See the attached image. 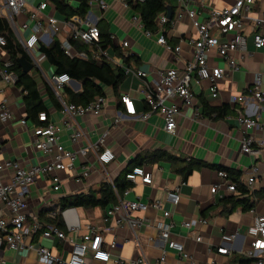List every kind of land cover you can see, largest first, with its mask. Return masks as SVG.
<instances>
[{
  "label": "crops",
  "instance_id": "crops-1",
  "mask_svg": "<svg viewBox=\"0 0 264 264\" xmlns=\"http://www.w3.org/2000/svg\"><path fill=\"white\" fill-rule=\"evenodd\" d=\"M68 5L77 8L81 0H67ZM87 4V10L83 18L75 15L65 20L58 14L50 0H25V11L15 17V24L19 28L22 24H28L26 30H21L23 38H26L32 26L37 22L44 29L45 36L51 38L50 42L40 44L50 45L53 38L58 39L61 44L69 42L71 31L74 28L84 27L85 22L93 23L97 28L105 29L111 35V43L114 47L120 48L126 56L131 57L127 63L122 58L115 57L110 50L92 57L97 60L104 59L119 67L124 72L126 69L132 71H143L149 74L154 80L158 79V72L173 68L178 70L181 76L184 67L192 60L193 48L190 40L197 37L192 21L188 18L186 9L197 11L198 20L207 18L212 9H222L234 3V0H167V8L170 10L168 25L164 27L165 38L173 46H181V52L165 51L156 43L155 35L158 32L156 20L152 30H148L151 37L144 34V27L139 28L133 23L134 17H140L138 12L124 6L115 0H82ZM4 0H0V5ZM46 3L43 11L37 12L38 6ZM104 3L108 7L101 9L100 4ZM264 12V0H254L251 6V17L259 16ZM35 15V20L30 19V15ZM51 18L56 19L59 31L51 36L48 31V22ZM142 24V23H141ZM252 22L244 19L241 35L246 40V52L237 55L239 70L229 72L228 76L219 82L218 93L212 96L208 82L192 83L191 89L194 93L196 103L193 107L183 104L178 106L180 114L175 117L176 129L174 134H166L163 130V119L158 114L151 115L145 121L137 118L146 111V106L141 94V82L128 74L119 87V95H128L133 101L136 116L126 113L124 105L116 98L110 96L106 98L104 110L99 117L73 116L71 119L86 132V137L78 143H71L69 134L71 130L62 128L59 142L67 151H76L80 147H87L95 144L98 136L104 131L109 135L106 146L113 152L114 161L102 168L96 162V157L90 151L85 157H79L74 162L71 171L62 174V185L58 192L49 190L48 181L38 178L30 186L29 197L27 198L28 213L36 221L37 216L43 209H54L62 198L74 194H88L97 192L102 183L112 184L116 179L122 178L130 164L136 158L144 157L155 152H162L173 155L177 158L189 161H198L207 165L229 169L240 175L239 180L248 188V179L253 177L252 186L249 191H259L264 188V149L259 154L246 155L242 153L241 138L242 130L236 122V117L247 115L255 118V114L264 117V49H256L252 44V34L250 27ZM143 26V25H142ZM220 43H227L233 37L231 32L227 35L216 33ZM42 38V39H43ZM128 43L127 48H121V43ZM84 43V42H83ZM39 44V46H40ZM87 44V43H85ZM88 45H95L94 43ZM63 50V49H62ZM64 51V50H63ZM71 58L87 60V54L75 51ZM29 62L33 65L30 75L35 80L42 100V109L38 113H45L47 121L61 127L62 121L68 117L62 99L63 89L59 92L60 100L54 92L52 77L55 76V69L50 66L39 48L33 54L25 52ZM213 65L227 70V63L218 57H213ZM7 63V55L0 48V65ZM257 75L260 76L259 91L262 93V101L258 102L254 98V85ZM74 82V83H73ZM76 84L79 88H76ZM139 86V89L132 91L130 87ZM64 87L73 92H79L81 85L79 82H72ZM52 93L58 102L55 107L49 98ZM233 96H241L243 100L232 102ZM6 99L14 119L12 122L0 123V160H16L25 169L35 165H44L47 158L34 150L31 144L32 127L28 123L27 127L18 124L21 118H25L22 94L15 85H5L0 83V101ZM201 102L208 108L222 111L227 108V114L217 117L215 114L208 116L203 113ZM119 120V122H116ZM250 135L255 140L264 138V132L256 129L250 131ZM254 148L257 146L254 144ZM151 175L150 184H142L137 181L132 184V188L123 199L128 201H141L152 203L161 201L162 209L170 212V219L175 224L172 232V239L182 244L183 252L188 254L195 264H242L240 261H248L244 252L250 249L251 236L248 233L249 227L253 225L257 215L264 214L262 200L253 209L242 210L238 207L232 214L225 216L220 214L217 207L219 200L235 195L227 191L226 180L218 176L215 169L207 167L193 171L186 181H182L176 175L168 162L147 165L143 163L139 166ZM253 170H256L254 174ZM88 172L87 177L80 182L75 179ZM223 172V171H222ZM225 173V172H224ZM179 186L180 201L173 206L165 200V194L171 188ZM216 186V192L211 193V188ZM237 194V193H236ZM112 205L105 209H69L62 214L67 233L66 240H59L56 237L42 239L28 237L25 242L33 246L20 252H13L6 249L0 250V264H39L37 262V246L47 247L55 256L67 260L74 242H80L81 237L88 233L102 235L107 243L114 241L116 247L110 250L108 262L90 261L89 264H130L131 261L145 258L151 264H158V260L164 249V244L159 240L154 225L163 220L162 212L149 209L146 213H136L133 215L138 220H143L141 226L133 231L122 222L117 223L120 215H108ZM32 218V219H34ZM204 221V223H202ZM190 223L191 229L182 228L183 223ZM56 227V226H55ZM71 228L75 230L69 231ZM233 235L231 242L225 243L228 248L227 255L217 254L216 250L222 246V236ZM196 236L201 237V241H196ZM166 263L163 264H186L180 260L176 252L165 248ZM248 263V264H249Z\"/></svg>",
  "mask_w": 264,
  "mask_h": 264
},
{
  "label": "built area",
  "instance_id": "built-area-1",
  "mask_svg": "<svg viewBox=\"0 0 264 264\" xmlns=\"http://www.w3.org/2000/svg\"><path fill=\"white\" fill-rule=\"evenodd\" d=\"M180 1L184 2V0ZM115 2L127 6L126 0H115ZM253 2L254 0H234L232 5L222 9L210 10L207 18L203 21L198 20L196 10L186 9L187 16L192 21L197 37L194 40H190L193 56L192 60L185 65L181 76L178 74V70L170 68L158 72V79L154 80L146 72L126 69V75L130 74L141 82V94L147 109L137 116L138 119L145 121L151 115L158 114L163 119L164 132L168 135L174 134L176 129L175 117L180 114L176 101L180 100L181 104L187 107H193L196 103L191 89L192 83L208 82L211 94L215 97L218 93L219 82L227 77L229 72L234 73L239 70L236 56L239 55L241 58V55L246 52V40L240 33L244 19H249L252 22L250 33L252 34L251 38L254 48L264 49V12L259 16L251 17L250 12ZM25 7V0H4V3L0 5V18L7 21L24 51L28 54H33L36 48H39L40 41L48 43L51 38H48V36L43 38L45 36L44 29L38 22L31 27L29 35L23 38L20 31L26 30L28 24L24 23L18 28L14 18L24 12ZM45 7L46 3L40 4L37 12L43 11ZM100 7L104 10L108 6L101 3ZM29 17L35 20L34 14H31ZM132 21L139 28L143 29L138 18L134 17ZM166 25H168L167 17L165 14H161L156 21V26L159 28L155 35L156 43L165 51L180 53L181 46L173 47L165 38L164 27ZM48 31L51 36H54L59 31L56 19L51 18L49 20ZM231 32L234 33V37L229 42H219L216 33L227 35ZM71 33V37L74 40H81L87 44H97L100 40L99 29L95 24L90 22H85L84 27L72 29ZM144 34L147 37L154 35L148 30H144ZM2 45H4V39L0 36V48ZM120 46L121 48H127L128 43L123 41ZM61 47L68 56L74 55L71 52V46L68 41H64ZM103 56H106L105 52H103ZM213 57L223 59L228 65L227 70L214 66L212 64ZM16 82L17 75L11 71V63H1L0 83L15 85ZM71 82L72 79L67 74L52 77L53 90L59 100L61 99L58 95L59 92ZM259 83L260 76L257 75L254 85V98L258 102H261L262 93L259 91ZM120 99L126 113L135 117V109L131 98L128 95H122ZM241 100H243L241 96H233L231 98L232 102ZM105 102L106 99L104 97L97 96L86 106L64 105L68 117L62 121L61 127L49 123L45 113H38L37 120L42 124L30 125L32 127L31 144L34 150L47 158L46 164H38L25 169L19 161L4 158L0 160V250L6 249L20 252L26 249V247L32 249L33 246L27 245L25 240L28 237H34L41 227L36 219L28 213L27 198L29 197L30 186L38 178L47 179L49 190L58 192L62 185V174L71 171L74 167V162L79 157L84 158L87 152L90 151L95 155L97 164L102 168L114 161L113 152L106 146V140L109 135L108 131L101 133L95 144L80 147L74 152L65 150L59 142L62 128L71 130L68 136L71 143L75 144L84 139L86 132L77 126L71 118L73 116L99 117L104 110ZM255 115V118L241 114L236 117V122L241 127L243 133L241 150L246 155L259 154L260 150L264 149V138L255 140L250 135V131L253 129L262 133L264 132V117H261L260 114L257 115V113ZM13 119L14 115L7 100L0 101V123H10ZM116 122H119V120H116ZM18 124L22 127L28 126L25 118H21ZM254 144L257 148H254ZM253 172L255 174L256 170H253ZM217 174L220 178L226 180L227 191L236 194L235 184L227 179V175L222 171H219ZM87 175L88 172L85 171L82 175L77 176L75 180L80 182ZM125 179L131 184H135L137 181H140L142 184L151 183V175L139 166L127 172ZM253 180V177L248 179L249 189L252 186ZM217 189L214 186L210 191L214 193ZM128 192L129 189L124 190L122 194L116 193L117 202L112 205L108 211V215H120L117 223L124 222L131 230L136 231L143 223V220L134 218V214L146 213L149 209L162 212L163 220L154 225L159 240L164 244L158 264L166 263L165 248L176 252L180 260L185 261L186 264H195L189 255L183 252L182 244L172 239L175 224L170 219V212L162 209V202L153 201L148 204L141 201H128L123 199V196H126ZM165 200L173 206L177 205L180 201L179 186L168 190L165 194ZM262 204L264 206V199L262 200ZM49 216L53 218L56 216V213L52 212ZM182 228L190 230L191 224L189 222L183 223ZM75 229L71 228L69 231ZM248 233L251 236V243L250 249L244 252L245 257L250 260L249 264H264V214L257 215L254 218L253 225L249 227ZM53 237L59 240H66V234L55 226H47L40 236L42 239ZM195 239L196 241L202 240L200 236H196ZM233 239V235L222 236L221 240L223 244L217 248V254L227 255L229 250L224 245ZM71 242L73 243V247L67 260L53 255L47 247L37 246V262L39 264H89L90 261L108 262L110 259L109 251L116 247L114 241L107 243L104 236L93 234L91 230L81 237L80 242ZM130 264L151 263L145 258H141L131 261Z\"/></svg>",
  "mask_w": 264,
  "mask_h": 264
},
{
  "label": "trees",
  "instance_id": "trees-1",
  "mask_svg": "<svg viewBox=\"0 0 264 264\" xmlns=\"http://www.w3.org/2000/svg\"><path fill=\"white\" fill-rule=\"evenodd\" d=\"M56 12L63 16L66 21L72 16L84 17L87 4L84 1L79 2L77 8H72L68 5L67 0H50ZM127 5L138 12L140 21L145 30H152L156 18L166 12L167 0H142L133 2L126 0ZM100 32V40L95 45H88L81 40H74L69 38V44L75 51L87 54V60L69 57L61 47V42L53 38L50 45L45 46L40 44L39 50L46 59V62L55 69V75L67 74L72 80L77 81L81 85L79 92H73L71 89L64 87L62 99L67 105L86 106L95 97L101 96L105 99L112 96L121 103V95H119V87L121 83L127 78L124 70L101 58V60L94 59L93 54L98 55L100 52L114 53L115 57L122 58L124 63H127L131 57L118 47H114L111 43V35L103 28H98ZM0 36L4 39L2 50L7 55L8 62L11 63V71L17 75V82L15 87L20 90L22 94V102L24 106L26 122L34 124H42L37 120L38 112L42 107V100L35 80L29 73H23L18 65V59L23 56L29 61L22 45L17 40L12 32L9 24L5 19L0 18ZM49 98L58 107L56 97L49 93ZM122 104V103H121ZM203 113L211 116L215 114L217 117L227 114L228 109L222 111L208 108V106L201 102ZM160 162H168L171 165L173 172L180 177L184 182L193 171L200 170L207 167L215 169L216 171H223L227 175V179L235 184L236 193L231 197L221 199L217 203L220 208V214L228 216L232 214L238 207L242 210L253 209V207L264 199V188L259 191L251 192L239 180L240 175L229 169L215 167L204 164L198 161L186 162L173 155L162 152H155L144 157L136 158L131 162L129 170H126L122 178L116 179L112 185L102 183L99 190L89 192L88 194H74L69 197L62 198L56 208L43 209L37 216L38 223L41 227L35 235L34 239L39 238L47 226H56L60 231L67 233L62 214L69 209L89 210L94 208L105 209L109 205H114L117 202V194H122L126 189L132 188V184L127 182L125 175L134 167L141 166L143 163L147 165L159 164ZM55 212L56 216L51 218L49 215ZM31 223V222H30ZM242 264H248V261H240Z\"/></svg>",
  "mask_w": 264,
  "mask_h": 264
},
{
  "label": "water",
  "instance_id": "water-1",
  "mask_svg": "<svg viewBox=\"0 0 264 264\" xmlns=\"http://www.w3.org/2000/svg\"><path fill=\"white\" fill-rule=\"evenodd\" d=\"M167 18L170 19V10H169V8H167ZM18 65L21 68L23 73H29L32 70V68H33V65L28 60H26V58L23 57V56H21L18 59ZM76 88H79V85L76 84Z\"/></svg>",
  "mask_w": 264,
  "mask_h": 264
},
{
  "label": "rangeland",
  "instance_id": "rangeland-1",
  "mask_svg": "<svg viewBox=\"0 0 264 264\" xmlns=\"http://www.w3.org/2000/svg\"><path fill=\"white\" fill-rule=\"evenodd\" d=\"M136 88L139 89V86L130 87V90L134 91V90H136ZM176 103H177L178 106H180L181 101L178 100V101H176Z\"/></svg>",
  "mask_w": 264,
  "mask_h": 264
}]
</instances>
